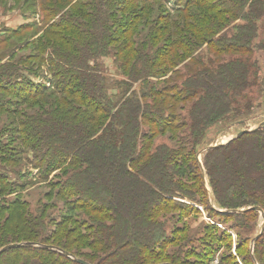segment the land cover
<instances>
[{
    "label": "trees",
    "instance_id": "obj_1",
    "mask_svg": "<svg viewBox=\"0 0 264 264\" xmlns=\"http://www.w3.org/2000/svg\"><path fill=\"white\" fill-rule=\"evenodd\" d=\"M169 2L56 0L58 21L48 24L43 12L31 54L18 55L30 45H22L30 24L0 38V250L19 244L0 264L178 263L192 237L183 229L181 239L168 236L169 213L190 206L175 197L199 194L209 211L241 222L239 249L252 238L264 215V126L204 151L205 174L196 155L214 124L255 114L264 0ZM42 65L44 83L30 75ZM166 133L180 150L152 143ZM22 160L43 179L61 172L52 191L85 218L51 230L20 198L9 201L10 187L30 184L13 170ZM256 237L244 264H264V231Z\"/></svg>",
    "mask_w": 264,
    "mask_h": 264
},
{
    "label": "rangeland",
    "instance_id": "obj_2",
    "mask_svg": "<svg viewBox=\"0 0 264 264\" xmlns=\"http://www.w3.org/2000/svg\"><path fill=\"white\" fill-rule=\"evenodd\" d=\"M56 0H0V38L9 35L12 31L18 29L22 24H30L28 31H23L25 39L22 45H30L24 50L20 51L18 55H28L34 50V46L39 38V32L43 30L45 22L42 21L41 16L43 12H47L48 17L46 22L52 24L58 21V11L53 13L51 10H55L54 2ZM175 0H170L169 4L172 5ZM58 6V4H56ZM50 10V11H49ZM258 37L256 38L254 45V55L260 64V72L262 74L261 79L264 77V18L258 22ZM205 48V47H204ZM207 52V51H206ZM223 58L229 59L230 56L224 54ZM107 69L112 68L113 64L111 60H105ZM38 72L39 76L31 73V77L39 82H47V72L44 65H42ZM111 69V70H112ZM44 75V78H43ZM50 76H48L49 78ZM262 91L258 89L255 94V114L252 119L247 120L246 123L242 124H231L228 122H219L214 124L208 132V138L205 142L198 146V152L196 155L199 169L205 174L203 165V153L209 147H215V144H220L222 141L229 140L237 137L238 133L247 130L255 129L264 121V86ZM170 134L158 135L154 140L153 144L166 145L170 150H180V140H170ZM206 149V150H205ZM32 152L28 155L31 156ZM175 156L176 153L174 154ZM178 157V156H177ZM179 158V157H178ZM21 165H16L13 170L16 171L17 175L22 173L23 177H26V181L29 185L23 186L22 188L10 187L11 193L6 195L9 201L20 198L21 202L26 204V211L30 215H44V218L52 230L58 222L66 217H70L75 220H82L85 218V214L81 210L69 209L64 205V201L58 199L56 191H52V184L58 182V174H61L58 170L48 175V178L43 179L39 168H35V165H31L26 160L20 161ZM202 165V168L200 167ZM15 175L14 177H17ZM16 180V178H12ZM20 180V178H18ZM23 179V178H22ZM204 183L209 188V178L204 175ZM52 187V188H51ZM56 190V189H54ZM203 200V201H202ZM176 204L190 205L185 206L186 212L181 213L179 211H170L168 226V236H177L179 239L183 235L179 234L182 229L185 233H191L192 241L184 244L183 254L181 255L178 263L183 264L184 260L190 258L191 262L195 264H201V261L206 257L213 260L212 264H218L220 259L233 255L238 264H244L243 258L248 253L253 255V241L262 229L263 214L261 215L258 225L254 226L250 230L252 238L246 244V247L239 249L240 236L239 234L244 231V228L240 226L241 222L234 219L231 215L226 216L220 213H212L209 211L208 206L212 204L206 201L205 197L198 195V199L195 202L190 201L188 198L182 199L175 197ZM247 224L252 222L246 221ZM73 223L70 222L69 226ZM178 242L170 246L172 253L177 255L178 253ZM189 252V255L187 256ZM190 252L195 254L190 255Z\"/></svg>",
    "mask_w": 264,
    "mask_h": 264
},
{
    "label": "water",
    "instance_id": "obj_3",
    "mask_svg": "<svg viewBox=\"0 0 264 264\" xmlns=\"http://www.w3.org/2000/svg\"><path fill=\"white\" fill-rule=\"evenodd\" d=\"M260 126H264V121L260 124ZM250 131H252V129H247V130H243V131H241V132H239L238 133V135H237V137H240V136H242L243 134H245V133H247V132H250ZM231 139H233V138H231ZM216 145V144H215ZM212 147V146H211ZM208 149V148H207ZM206 150V149H205ZM200 167L202 168V165L200 164ZM253 209H255V210H260V208L259 207H254ZM240 212H242V211H240ZM264 216V215H263ZM263 231H264V223H263V225H262V230H261V232L257 235V237L256 238H258L262 233H263ZM19 244H9V245H6L5 247H3L1 250H0V254H2V253H4L5 251H7V250H9V249H11V248H14V247H17ZM69 256H70V254H68ZM77 262L79 263V264H88L86 261H84V260H82V259H77Z\"/></svg>",
    "mask_w": 264,
    "mask_h": 264
}]
</instances>
